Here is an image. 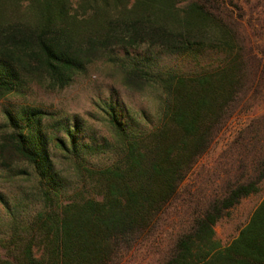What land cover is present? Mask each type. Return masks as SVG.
Listing matches in <instances>:
<instances>
[{
    "label": "trees",
    "instance_id": "obj_1",
    "mask_svg": "<svg viewBox=\"0 0 264 264\" xmlns=\"http://www.w3.org/2000/svg\"><path fill=\"white\" fill-rule=\"evenodd\" d=\"M245 14L231 0H0V99L31 83L61 90L107 59L128 87L154 89L159 105L147 128L139 124L145 113L125 120L127 110L101 101L113 136L102 143L78 141L77 116L49 122L54 113L39 105L4 107L0 163L33 177L38 207L27 224L0 196L13 226V254L0 264H264V197L230 242L215 241L228 210L264 187V116L222 151L231 162L219 161L223 174L205 182L211 190L183 186L226 122L264 98V47L245 38ZM141 47L142 58L119 55ZM160 53L201 68L155 70ZM215 54L218 64L203 67ZM51 146L78 171L75 186ZM100 154L114 160L91 166L89 157ZM20 229L31 237L21 239Z\"/></svg>",
    "mask_w": 264,
    "mask_h": 264
},
{
    "label": "rangeland",
    "instance_id": "obj_2",
    "mask_svg": "<svg viewBox=\"0 0 264 264\" xmlns=\"http://www.w3.org/2000/svg\"><path fill=\"white\" fill-rule=\"evenodd\" d=\"M133 1V0H131ZM238 4L246 13L244 18L243 34L251 38L253 44L264 47V0H231ZM147 48L141 47L136 50H121L119 55L130 61L134 58H142L146 54ZM220 55L206 57L202 61L203 67L212 68L218 64ZM170 67L177 72L192 73L201 68V65L194 64L184 60L176 54L160 53L156 57V64L153 69ZM111 99L120 109L126 111L125 120L129 117H139L145 113L147 119H141L140 125L151 127L158 121L159 105L157 103V92L151 88L141 90L133 89L124 84L122 73L117 66L107 60L98 59L89 64L85 72L76 76L74 81L61 90H46L36 83H31L30 87L23 94L12 95L0 99V123L3 121V108H13L20 103H31L39 105L42 108L54 113V117L49 118L51 122L60 117H78L82 130L78 134V141L88 143L92 137L96 142L107 140L113 141L112 133L108 127L105 115L102 111V102ZM128 113H130L128 115ZM264 116V98L260 97L248 110L236 112L224 125L222 131L215 138L208 152L197 162L193 171L189 173L183 181V186L196 185L202 186L206 191L211 190V185L206 187V180L213 179L218 173L223 174L219 167V161L222 165L230 164L231 159L222 157V151L228 147L229 143L235 138L238 131L245 127L253 118ZM50 131V130H49ZM98 140V141H97ZM53 162L55 165L72 181L75 186L79 182L78 171L75 170L69 158L63 155V152L57 146H51ZM111 154H100L90 156V165L93 167L110 164L114 159ZM21 165H17L14 172L2 166L0 163V196L6 201L12 209L16 208V217L21 221L31 220L30 215L38 205L33 200L31 191L33 189L32 179H25L19 176L17 172ZM13 173V175H12ZM232 173H236L235 170ZM81 173L79 172V175ZM195 188V187H193ZM264 197V187L247 197H244L238 204L224 215V217L215 226V241L224 246L234 238L239 229L246 224L252 212ZM22 199L24 205L15 207L16 201ZM10 210L0 201V257L13 254L12 246L7 242L13 233V226L10 223ZM24 218V219H23ZM24 225V223H20ZM20 228V226H18ZM25 230H19V237L30 238L32 232L26 234ZM17 237V236H16ZM37 248H35L36 250ZM36 254L39 251L36 250ZM8 258V257H7ZM10 258V257H9Z\"/></svg>",
    "mask_w": 264,
    "mask_h": 264
}]
</instances>
